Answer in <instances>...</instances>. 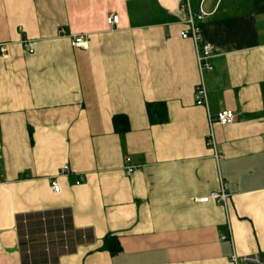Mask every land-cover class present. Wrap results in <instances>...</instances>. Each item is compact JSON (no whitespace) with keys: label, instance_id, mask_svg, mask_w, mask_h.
Here are the masks:
<instances>
[{"label":"crops","instance_id":"crops-1","mask_svg":"<svg viewBox=\"0 0 264 264\" xmlns=\"http://www.w3.org/2000/svg\"><path fill=\"white\" fill-rule=\"evenodd\" d=\"M185 1L0 0V264H22L16 216L53 209L89 234L55 264L264 254V0H187L205 13L201 32L215 48L201 74L193 41L179 35ZM78 35L86 49L71 45ZM201 78L205 105L194 100ZM149 103L165 107L152 108L154 122ZM222 109L235 119L211 124L216 160L205 138ZM221 186L226 205L197 201ZM108 234L120 245L113 254Z\"/></svg>","mask_w":264,"mask_h":264},{"label":"built area","instance_id":"built-area-1","mask_svg":"<svg viewBox=\"0 0 264 264\" xmlns=\"http://www.w3.org/2000/svg\"><path fill=\"white\" fill-rule=\"evenodd\" d=\"M180 8L182 10L187 9L188 15L185 20V26L180 31L179 35L183 39H191L193 41L196 50V60L200 74L205 70H211L212 64L210 59L214 55L215 48L211 42L204 39L200 27V22L203 20L205 13L203 12V10H199L198 12H192L190 10V6L187 0L181 4ZM106 20L110 26H115L119 21V17L116 14H109ZM59 34L63 36L64 30L60 29ZM70 42L71 45L74 47H80L85 49L88 47L87 39L84 35L72 36ZM22 45L26 48L27 51L33 52V48L30 40L28 39L22 40ZM0 55L6 56V47L4 46V44H0ZM194 100L196 104L199 105L206 104L207 94L202 78L194 87ZM234 119H235V114L233 111L229 109H222L218 111L215 114L214 118L209 117L210 128L206 135L205 141H206V145L213 151V156L216 160L222 159L223 156L219 154L218 151L216 150V140L211 124L213 121H216L218 124L224 126L231 124L234 121ZM124 161H125L124 168L126 170V173L127 174L132 173L135 168L133 165L129 163L130 158L126 157ZM68 171H69L68 166L64 165L59 169L58 175H56L50 180V187L53 193H59L60 191V185L57 181V176L65 175L67 174ZM80 181L81 178L77 181V183H80ZM229 195H230L229 192H227L226 189H224L221 186L220 189L212 190L209 192L208 195L197 198V201L207 202L209 200H213L219 204L226 205ZM228 237H230L228 234H222L220 236V239L224 240L227 239ZM230 261L232 264H264V254L258 252L249 253V254L233 253L230 257Z\"/></svg>","mask_w":264,"mask_h":264},{"label":"trees","instance_id":"trees-1","mask_svg":"<svg viewBox=\"0 0 264 264\" xmlns=\"http://www.w3.org/2000/svg\"><path fill=\"white\" fill-rule=\"evenodd\" d=\"M160 107L165 110L162 103L147 104V113L152 119V108ZM162 114V113H161ZM165 114L158 121H163ZM153 117V116H152ZM120 118L124 124L119 129H127L126 117L116 116L114 122ZM117 129V128H116ZM16 228L18 231L22 264H55L57 257L62 252L74 249L83 239L89 238L87 230L74 229L70 225L66 210H45L21 213L16 216ZM103 248L111 254L119 250L120 245L115 236L106 235Z\"/></svg>","mask_w":264,"mask_h":264}]
</instances>
